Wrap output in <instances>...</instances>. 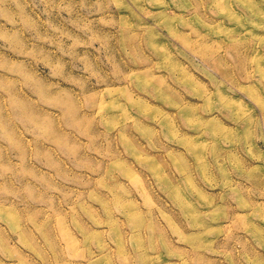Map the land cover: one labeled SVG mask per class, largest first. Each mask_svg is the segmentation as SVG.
Returning <instances> with one entry per match:
<instances>
[{"label": "rangeland", "instance_id": "374dc122", "mask_svg": "<svg viewBox=\"0 0 264 264\" xmlns=\"http://www.w3.org/2000/svg\"><path fill=\"white\" fill-rule=\"evenodd\" d=\"M0 264H264V0H0Z\"/></svg>", "mask_w": 264, "mask_h": 264}]
</instances>
